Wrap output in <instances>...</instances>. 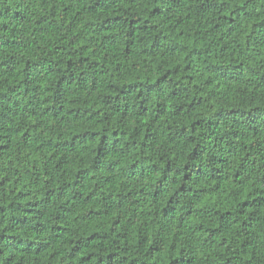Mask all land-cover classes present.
<instances>
[{
    "label": "trees",
    "instance_id": "obj_1",
    "mask_svg": "<svg viewBox=\"0 0 264 264\" xmlns=\"http://www.w3.org/2000/svg\"><path fill=\"white\" fill-rule=\"evenodd\" d=\"M0 264H264V0H0Z\"/></svg>",
    "mask_w": 264,
    "mask_h": 264
}]
</instances>
